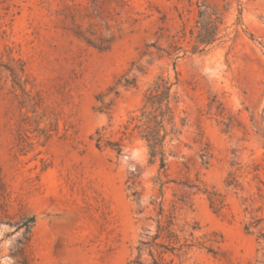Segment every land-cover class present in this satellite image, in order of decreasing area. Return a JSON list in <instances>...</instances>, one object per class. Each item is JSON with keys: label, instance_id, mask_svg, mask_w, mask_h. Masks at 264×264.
<instances>
[{"label": "rangeland", "instance_id": "374dc122", "mask_svg": "<svg viewBox=\"0 0 264 264\" xmlns=\"http://www.w3.org/2000/svg\"><path fill=\"white\" fill-rule=\"evenodd\" d=\"M201 1L0 0V264H264V0H205L222 38L158 50ZM158 75L164 167L132 121Z\"/></svg>", "mask_w": 264, "mask_h": 264}, {"label": "trees", "instance_id": "16d2710c", "mask_svg": "<svg viewBox=\"0 0 264 264\" xmlns=\"http://www.w3.org/2000/svg\"><path fill=\"white\" fill-rule=\"evenodd\" d=\"M197 6L198 18L196 24L190 30L191 38L194 41L192 48L189 50L184 49L182 45L171 44L169 50L160 47H158V50L164 51L168 56L174 55L175 60H177L182 57L179 55L181 52H184L183 55H186L188 51L191 53L205 52L211 45L222 38L220 35L223 24L221 13L205 0L198 2ZM23 71L21 69V72ZM136 83V77L125 79L126 86H136ZM175 83L168 76L158 75L145 90L143 103L132 117V121H135L134 130H137L141 138L146 141L150 155L154 157L159 154L161 156V167L166 165L164 156L167 140L179 135L186 124L185 119H182L181 126L177 123L175 106L173 104L176 99L173 91ZM99 99L102 101V105L99 107L100 111L109 110L111 104L104 102L103 97ZM97 133L99 134L97 146L101 147L104 138L99 132ZM105 146H109L118 153H122L124 142L123 139L116 141L106 140ZM35 220L34 215L24 217L18 223V227H25V233L28 234ZM137 263L142 264L140 261H137Z\"/></svg>", "mask_w": 264, "mask_h": 264}]
</instances>
